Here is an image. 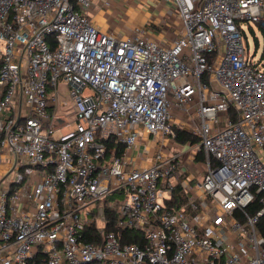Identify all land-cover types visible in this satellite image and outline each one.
Returning <instances> with one entry per match:
<instances>
[{
	"label": "built area",
	"instance_id": "obj_1",
	"mask_svg": "<svg viewBox=\"0 0 264 264\" xmlns=\"http://www.w3.org/2000/svg\"><path fill=\"white\" fill-rule=\"evenodd\" d=\"M159 1L154 41L98 29L92 0H0V264H264V64L242 41L264 0Z\"/></svg>",
	"mask_w": 264,
	"mask_h": 264
},
{
	"label": "crops",
	"instance_id": "obj_2",
	"mask_svg": "<svg viewBox=\"0 0 264 264\" xmlns=\"http://www.w3.org/2000/svg\"><path fill=\"white\" fill-rule=\"evenodd\" d=\"M90 10V18L92 23L100 30H109L116 36H125L135 28L142 30L144 34L158 41L162 35L165 36L162 29L153 28L149 31L147 27L154 23L163 24L166 21L165 8L167 4H163L159 0H92ZM110 1V7H104L102 4ZM172 38V34L168 33L166 39ZM61 123V122H60ZM143 142H139L137 147L143 149ZM192 169L190 165L187 167Z\"/></svg>",
	"mask_w": 264,
	"mask_h": 264
},
{
	"label": "rangeland",
	"instance_id": "obj_3",
	"mask_svg": "<svg viewBox=\"0 0 264 264\" xmlns=\"http://www.w3.org/2000/svg\"><path fill=\"white\" fill-rule=\"evenodd\" d=\"M242 30L244 31V36L242 37L243 46L248 52V58L252 60L253 63L258 62L259 64H264V35L262 31L255 24H250L248 26L245 23L242 24ZM57 91L59 93V112H61L62 114L70 113L72 111V102L69 99L68 87L59 80L57 83ZM69 120L72 121L73 117H69ZM186 151H188V149ZM190 162L192 161L190 160ZM199 174L200 173L197 172V180L192 181V185H194L197 181H200ZM113 199V197H107L106 199H104V201L107 204H110ZM94 207V205H90L86 208V211L94 209Z\"/></svg>",
	"mask_w": 264,
	"mask_h": 264
},
{
	"label": "trees",
	"instance_id": "obj_4",
	"mask_svg": "<svg viewBox=\"0 0 264 264\" xmlns=\"http://www.w3.org/2000/svg\"><path fill=\"white\" fill-rule=\"evenodd\" d=\"M48 43L49 45L53 48L54 47V42L52 40V38L48 39ZM176 136H177V142L178 143H186V142H190L191 144H195L197 142V139H195L190 133L188 132H183L181 130H176ZM201 153V152H200ZM200 153H199V158H200ZM174 202L176 201V197L173 199ZM260 208V205L258 204V200L254 201L252 204H250L247 208H246V212L250 215H254ZM257 229L259 231V233L264 236V217L259 218L258 222H257ZM89 241H93V240H89Z\"/></svg>",
	"mask_w": 264,
	"mask_h": 264
}]
</instances>
